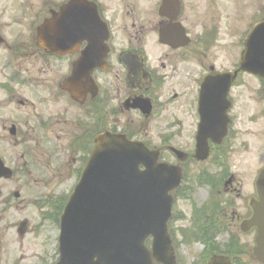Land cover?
<instances>
[{
	"label": "flooded vegetation",
	"instance_id": "flooded-vegetation-1",
	"mask_svg": "<svg viewBox=\"0 0 264 264\" xmlns=\"http://www.w3.org/2000/svg\"><path fill=\"white\" fill-rule=\"evenodd\" d=\"M206 1L212 6L218 0ZM196 5V0H0V150L10 145L22 161L19 168L13 169L0 155V160L11 169L9 180L15 179L21 170L31 172L30 168L42 165L36 157L41 156L40 152L46 155L48 148L58 145L65 153L60 160L65 177L76 179V184L97 137L117 131L130 136L129 129L116 126L125 123L130 127L140 121L156 120L161 86L171 91L166 102L177 99L184 114H191L195 124L199 120L200 87L208 82L211 89L220 90L224 86L227 89L229 84L226 101L214 95V105H210L212 110H208L207 116L211 114V121L223 116L228 122L225 150L233 146L228 142L238 141L235 149L240 152V159L252 156V141L258 140L260 153L263 152L264 129L253 128L258 126L257 118L264 119V107L259 113L252 111L249 104H264V78L238 70L244 52H248L246 39L261 21L248 23L236 38L237 22L208 20L204 28L216 25L211 28L215 34L209 36L203 31L207 37L192 38L187 23L189 9L194 10ZM176 24L183 27L187 39L183 46L173 48L161 42L160 35L174 44ZM43 26L47 50L41 48L39 41ZM256 36L263 45L264 31ZM225 60H231L230 66L227 63L221 67L218 62ZM227 74L229 78H220ZM221 109H225L223 115ZM246 116L248 119L236 133L237 122H243ZM170 135L165 130L157 137L160 141ZM210 149L220 156L226 153L220 147ZM262 160L260 167L258 161L252 165L245 163L249 178L253 174L250 187L264 166V155ZM228 171L222 184L226 192L239 197L243 185ZM9 180L1 179L0 184ZM49 181L44 176L35 179L34 185L51 188ZM235 184L237 190L233 188ZM250 193L241 212L235 208L230 217L226 215L229 218L212 214L205 219L206 229L213 237L220 232L229 234L228 241L222 242L223 248L214 245L223 255L240 245L237 230L252 236L248 253L236 251L238 257L233 264H242V255L248 256L249 264H260L253 255L256 229L247 225L256 200L255 192L250 189ZM14 197L18 198V194L14 193ZM32 232L41 233L35 226Z\"/></svg>",
	"mask_w": 264,
	"mask_h": 264
},
{
	"label": "rangeland",
	"instance_id": "rangeland-1",
	"mask_svg": "<svg viewBox=\"0 0 264 264\" xmlns=\"http://www.w3.org/2000/svg\"><path fill=\"white\" fill-rule=\"evenodd\" d=\"M205 1L206 0H196L197 5L194 7L195 9L193 10L192 7L189 9L190 22L187 24L192 38H203L201 35L203 31L209 33L210 36V33L214 32L211 28L216 25H206L204 28V22L207 23L208 20L213 21V19H217L220 23L226 21L228 24L232 22L236 24L237 21L235 31L236 38H238L247 24L253 22L258 16V13H261V8L264 7V0H225V3H231L229 6L225 4L222 5L220 0L213 3L212 6H208L206 3L207 1ZM218 11L223 12L228 18H223L224 14L218 13ZM219 26L221 25L219 24ZM198 41L196 42L197 45H199ZM218 59L222 60V57L218 56ZM230 62L231 60L228 62L225 60L224 63L218 62V64L222 67L228 63L227 66H230ZM158 90L160 97L157 101L159 103L160 112L156 120L150 119L148 121H140V124H133L130 127L126 126L125 123H119L120 125H117L116 128L122 130L129 129L130 137L138 141H149L148 147L156 150L155 153L158 163L177 165L178 163L167 149L168 147H172L187 155L191 154L193 150V132L196 122L195 124L193 123V116L191 114H184L183 109L178 105L177 99H174V101L170 99L171 103L166 102V97L171 93L166 86H161ZM191 92L193 95V89L190 93ZM179 101H183V99ZM237 105L238 104H236V106ZM249 106L252 108V111L258 110L260 113V109L264 107V104L260 103L259 106L256 107V104L253 103L252 105L249 104ZM243 107L246 109L245 105H243ZM248 117L249 116L244 117L243 122L241 120L237 122L234 128L236 133H238V128L240 129L242 127ZM257 119L258 126H255L253 129L263 131L264 119ZM165 130L171 131V135L165 139L166 143L164 148L158 140L159 138L157 135ZM2 132L6 133L4 131ZM238 136L240 139L243 138L240 135ZM5 142L8 144V141ZM230 142H228V144L233 146H231L229 150L223 148L222 151H226V153L223 154L221 158L224 159L227 167H229L228 172L235 175L238 182L243 185L241 189L242 194L239 197L235 193H223L222 191H219V193L214 196H210L211 191L214 190L210 186L213 182H209L208 177H203L205 181H202V177L199 178L200 173L216 174L222 168V163H218L217 159L215 160V154L212 153V156L204 163H196L187 160L180 165L181 174L184 177L183 184L187 190L182 193V197H179L175 204V211L177 215H179V219L172 225L175 231V241L177 245L175 251H173V256L176 261L175 264H206L211 255H204V253L207 252L205 251L206 247L203 244L204 249L201 244L195 242V236L198 235V231L203 230L208 223L205 219H209L211 216L209 210L214 212L213 215L222 216L224 214L230 217L231 210L236 208L235 210L237 212L242 211L241 207L242 204L245 203L246 196L251 194L250 189L251 192H254L252 185L250 187L253 174L249 178V167L246 166L245 163L247 162L252 165V163L258 161V166L260 167L262 165L264 151L260 153L261 143L258 140H253L252 156L249 155L240 159V152L235 149L236 143L238 144L239 142ZM54 146L55 149L48 148L49 152L46 151V155L44 152H40L41 156L36 157V160L41 162L42 165L34 167L35 170L33 168H30L31 172L21 170L15 179L0 184V264H55L58 259V225L54 220H42L43 211H47V209L43 210V207L40 206L39 209L38 206L35 207L34 205L35 203L47 199L48 211L51 217H53L56 213L58 198H67L72 192V188L76 182V179L70 176L65 177V168L63 167L62 169L60 166V160L63 159L65 153L58 145ZM12 150L10 145L6 148L3 147L0 150V155H2L1 157L10 168L17 169V167L19 168L21 166L22 161L18 159ZM45 163H48V166ZM222 175L226 176V174ZM222 175L220 174V177ZM44 176L46 179L50 178L49 184H52L51 188H47V186L46 188L42 187L39 183L34 185L35 179ZM58 177L60 178L59 180ZM236 186L235 184L233 187L235 190H237ZM14 193L18 194V198L14 197ZM5 201L8 202L3 203ZM51 201L52 203H50ZM212 202H214L215 206L211 205ZM52 204L54 205L50 206ZM201 207H206V209L203 210L206 212L203 214V211H197V209ZM226 217L229 218L228 216ZM23 222H25L24 231H22L23 229L21 226ZM233 224L235 227L239 222ZM33 226L40 227L39 232L41 233L35 235L32 232ZM236 233L240 236V242H238L240 245L231 249L230 252L235 253L239 250L240 252L245 251V254L248 253L249 247L252 245V236H249V233L244 234L238 230ZM215 236L217 240L216 237H213L212 242L220 246V248H223L221 247L222 242L225 241L226 243L228 238H230L229 234L224 232H220V234ZM237 257L238 256H230L233 260L237 259ZM240 259L242 264H249V261H251L248 259L247 255L239 256V260Z\"/></svg>",
	"mask_w": 264,
	"mask_h": 264
},
{
	"label": "water",
	"instance_id": "water-1",
	"mask_svg": "<svg viewBox=\"0 0 264 264\" xmlns=\"http://www.w3.org/2000/svg\"><path fill=\"white\" fill-rule=\"evenodd\" d=\"M199 130L195 158L203 161L211 136L209 129ZM153 163V156L123 137L99 138L61 216L57 264H152L151 258L174 264L167 258L170 199L165 194L178 186L179 177ZM140 164L146 167L144 173L138 172ZM1 174L9 176L0 163ZM257 188L260 202L254 205L250 224L257 227L255 255L264 260V171ZM149 236L151 253L144 246ZM209 264L226 262L214 258Z\"/></svg>",
	"mask_w": 264,
	"mask_h": 264
},
{
	"label": "trees",
	"instance_id": "trees-1",
	"mask_svg": "<svg viewBox=\"0 0 264 264\" xmlns=\"http://www.w3.org/2000/svg\"><path fill=\"white\" fill-rule=\"evenodd\" d=\"M199 238H200L201 241H204V242H205V240H206V237H205L204 235H201ZM205 255H206V254H205Z\"/></svg>",
	"mask_w": 264,
	"mask_h": 264
}]
</instances>
